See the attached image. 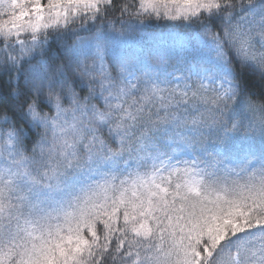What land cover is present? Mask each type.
<instances>
[{"label":"snow or ice","instance_id":"1","mask_svg":"<svg viewBox=\"0 0 264 264\" xmlns=\"http://www.w3.org/2000/svg\"><path fill=\"white\" fill-rule=\"evenodd\" d=\"M0 264H264V0H0Z\"/></svg>","mask_w":264,"mask_h":264},{"label":"trees","instance_id":"2","mask_svg":"<svg viewBox=\"0 0 264 264\" xmlns=\"http://www.w3.org/2000/svg\"><path fill=\"white\" fill-rule=\"evenodd\" d=\"M149 32L148 47L167 61L159 72L187 74L192 63H200L203 50L210 51L203 38L191 28H173L161 22L154 24Z\"/></svg>","mask_w":264,"mask_h":264},{"label":"rangeland","instance_id":"3","mask_svg":"<svg viewBox=\"0 0 264 264\" xmlns=\"http://www.w3.org/2000/svg\"><path fill=\"white\" fill-rule=\"evenodd\" d=\"M180 43V41H179ZM163 44H165V42H163ZM201 47V46H200ZM203 47V45H202ZM212 62V54L211 51H208V49L203 50L202 52V59L200 61V63H192L189 67V71L187 72V74H184V76L190 75V74H203V67L207 64H210ZM161 75H166L169 78L175 77V76H181L179 74H177V72H160Z\"/></svg>","mask_w":264,"mask_h":264}]
</instances>
